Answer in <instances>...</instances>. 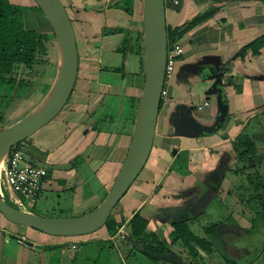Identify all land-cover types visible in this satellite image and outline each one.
I'll list each match as a JSON object with an SVG mask.
<instances>
[{
  "label": "crops",
  "instance_id": "crops-1",
  "mask_svg": "<svg viewBox=\"0 0 264 264\" xmlns=\"http://www.w3.org/2000/svg\"><path fill=\"white\" fill-rule=\"evenodd\" d=\"M61 1L70 12L73 9H83L81 15L85 16L86 21L82 22L77 20L76 17L75 19L78 21V24L80 21V24L86 28V40H88L90 36L93 38L95 36V40L106 38L111 49H114L119 43L120 39L116 41L119 34L103 37L97 32V30L102 31L106 24L110 27H115L119 23L118 21H120V19L118 14L122 10L115 8V3L117 1L78 0L80 2L79 5L74 0ZM196 1L201 0H184L182 3L179 1L181 4L179 12L176 10L178 8L175 7L172 9L166 8L167 25L171 27L181 25L184 20H188L197 13L202 6H198L199 4H196ZM16 3L29 6L33 5L31 0H22V2ZM141 3L140 0H133L134 15H136V11L141 8ZM210 6L218 7V12L203 24L188 32L185 37L181 39L184 54L175 67V75L171 78L168 86V96L163 100L159 110L152 147L153 153L151 151L152 156L148 159L149 164L143 168L138 178L127 191V195L122 202L124 205L121 204L122 207L118 205V212L115 217L120 221L121 217L124 216L125 222L122 223L121 226L123 228L132 214L140 211V213L148 219V228L152 231H162V235H166L167 237L165 238L167 240L172 230L171 222L178 220L189 221L192 217L188 215L181 219V217L176 214L175 208L180 206L179 204L181 201L182 203L185 201L184 198L177 194L182 191L187 192L192 185L204 179L205 176L209 178L211 173L216 171L215 168L208 170L209 167L205 166L207 159H212V156L218 159L221 153L225 155L224 164L221 165L222 167L214 175H211L212 178H215L213 180H217L218 187L222 188L223 181L227 176L225 171L228 169L233 171L232 167L226 166L227 154L231 150H236V152L238 150L240 151V146L231 149L233 142H236L238 135L243 133V130H245L247 124H249L251 120L259 118L258 125H255L252 131L249 130L248 132L251 138L257 137V130L261 131L264 129V117L261 118L264 115V44L254 54L253 51L247 49L242 57L238 56L244 46L264 34V5H261L258 1L250 0H221L218 3H210ZM187 11L189 13H185ZM27 12L29 11H26V13ZM26 13H24V18ZM169 14L172 19L171 21L169 20ZM73 24L78 35L76 23L73 22ZM133 30H135V27H130V31L127 32L131 35H135L138 30L137 32H133ZM88 35L89 37H86ZM94 46L97 47L95 52L98 50L100 51V44H98V42H95ZM185 65H198V72H201L204 68L207 70L209 69V75L206 74L202 80L198 77L191 79V81H195L196 85L189 87L188 73H191L193 68L184 69ZM98 84L100 85L102 82ZM98 84H94V88L99 89L98 92L92 94L94 91H91L89 94H84V97H75L74 101H72L74 102V106L78 103L77 105H79V107H88L89 112L95 107L92 113L94 114L97 112V107L99 104H102V102L97 100L94 101V98L97 97L95 94H99L102 89V86L100 85L98 87ZM82 88L81 86V89ZM215 88L218 89V92H215ZM210 96H214L215 104L211 103ZM217 96H220L219 101V97ZM205 101L208 102V105L198 110L196 107L203 104ZM220 106L224 107L226 111L222 120H219L218 123L220 124L226 119L227 121H225L223 129L227 128V130L215 138L210 135L198 138L196 141H199L200 144L187 145V139L194 140L193 138L200 136V132L197 136H190L184 131H179V128L184 123H186L184 126L188 128L189 122L191 126L193 122L197 125L198 118L200 122L198 125L204 127L203 124L205 122L216 117L219 113ZM71 111L72 110H67L64 113L62 111L59 116L61 114L65 115V113L67 114L68 112L71 113ZM78 113L83 115L82 112ZM87 118V116L84 117L79 125H82ZM55 119L46 125L48 129L45 130L44 128H46V126H44L43 130L40 128L35 132L27 143L29 147L27 153L28 162L43 165L47 169V177L43 182V188L39 196L44 193V190L53 189L51 185L54 186L55 183L63 185L68 184L75 189L78 188L79 185L87 187L89 184V191H86L85 194L76 192L75 195L76 201H84L85 198L92 196V191L94 190L92 186L94 185L92 184L91 186L89 181L85 184L86 182L83 181L84 178L79 177L78 173H81V171L85 169L89 171L87 173H89V177H91L93 172L98 178L96 185L99 184V182L101 186L109 184L108 182H112L116 174L114 170H116L115 172L118 171L125 156L130 141V129H126L125 132L121 134L120 143L118 145L107 147L106 143L98 142L93 139L97 131L94 132V135H91V133L88 135L87 131H84L85 134L81 135L82 133L78 130H71L65 138L63 135V128H60ZM60 124L63 125L61 122ZM90 128L89 125V129ZM170 128H172L173 131H170ZM94 129L95 128L92 127V130ZM220 145L223 146L224 149L215 150V148ZM153 148H155L156 151L155 149L153 150ZM174 149L177 150V153L169 156L170 152ZM184 152H187L188 158H191L189 159L191 161L188 162V167L191 169V166L196 164L195 162L198 160L197 169L201 171L202 174V178L199 180L193 179L194 181L192 184L185 180V175L181 174L178 168L173 169L175 161L178 158L181 160ZM109 154L114 157H111ZM205 157H207V159ZM76 158L83 161L78 162ZM109 160L112 161L107 163ZM71 162L80 163L79 165L81 166H74L70 164ZM67 165L68 168H66ZM72 181H75V183L72 184ZM3 188L4 191H7L4 186ZM79 190L81 191V187L78 188V191ZM49 208L52 209L53 207L50 206L48 209ZM128 212L129 214L126 215ZM0 216L2 215L0 214ZM2 219L4 221L0 219V228H2L6 234L15 233V235H12L15 238L24 236V244L28 247H30V243L33 244V247L35 245L37 247H47L63 242V240L57 239L55 236L52 237L51 235L50 238L45 241L33 235V238L29 240L23 229H16L17 227L13 229L11 228L12 225L8 227L7 224L9 223L5 221L6 219L3 216ZM105 230L104 227L97 230L99 233L96 239L104 242L101 247H110L111 252H117L118 255L125 260L127 258L125 256L126 252L124 251V247H122L124 242L117 246L115 244L117 235H114L115 237L113 239L111 238L112 236H108V234L104 235ZM5 238L6 237H4V239ZM82 239L87 240L90 238L86 235V237H82ZM1 240L2 237H0V242ZM27 240L30 241V243H28ZM75 240L76 239H74V241ZM68 243L71 245L70 241H68ZM20 244H14L16 245V253L22 251V246H20ZM12 245L13 243L8 236L3 244L2 251H0L2 255L0 264H21V254H16L15 256V254L12 253L14 249ZM46 250L47 252H51L48 248ZM68 251L69 250H62L60 264H64V257L67 254L69 256ZM44 254L46 258V253L44 252Z\"/></svg>",
  "mask_w": 264,
  "mask_h": 264
},
{
  "label": "rangeland",
  "instance_id": "rangeland-1",
  "mask_svg": "<svg viewBox=\"0 0 264 264\" xmlns=\"http://www.w3.org/2000/svg\"><path fill=\"white\" fill-rule=\"evenodd\" d=\"M13 1L15 3L22 2V0H13ZM74 1L78 5L80 4L78 0H74ZM116 1L118 2L120 0H115V2ZM179 1L182 3V1L184 0H179ZM180 2L177 3L178 6L181 5ZM218 2L219 0L196 1V4H199L198 6H202V8L200 7L201 9L198 10V12H204L210 8V3H218ZM173 3H175L173 0H165L166 8L167 9L174 8ZM261 5H264V3L261 2ZM142 7L143 4L141 3V9ZM67 11L68 14L71 15V17L73 18L76 17L77 20H80L82 22L86 21L85 16L81 15L83 9H73L71 12L67 9ZM185 13H189V12L187 11ZM118 15L120 21H118L119 23L117 24V26L110 27L109 25L106 24L103 27L102 31L97 30L98 34L105 37L110 34L109 32L106 33L107 30H111V28L119 29V31L121 32L119 33V37H117L116 39V41H118L122 37L127 38L126 33L127 31H130V27H135V30H133V32L135 31L137 32V30L139 31L140 29H142V17L139 14V10L136 11V15L133 14L132 16L129 15L127 12H125V10L120 11ZM24 20L31 29L35 28L39 33L45 35L46 52L44 54L38 55L36 63L33 65L31 70L28 69L24 70L23 65L20 64L19 69H17V72H15L16 76L14 77L17 79V85L21 79H23L24 82L22 85L19 86L18 90L14 89V91H12L11 87L7 86L5 87V91L4 89H2L3 90L2 92L0 91V116H2L3 121H5V123L1 124L3 125V127L5 126L4 124L14 123L15 121L24 117L41 101L42 97L49 89V86L52 84L57 71L56 41L50 23L47 21L45 16L41 12H39L38 9L29 10V12L25 14ZM77 20H75L76 23L75 25L78 32L79 51L81 53L80 56H82L80 62V74H79L80 86L76 88V91L72 96L71 102H68L62 109L63 113L67 110L68 111L72 110L71 113L68 112L67 114L65 113V115L61 114L57 119H55V121L56 123H58L60 128L61 127L63 128L64 130L63 135L65 138L71 130L73 131L78 130L79 132L82 133L81 135L85 134L84 131L85 132L87 131L88 135L89 133H91V135H94V132L97 131L93 139L98 142L100 141L106 143L107 147L110 146L113 147L114 145H118L120 143V139H121L120 136L123 132H125L126 129L127 130L130 129V133L132 131L133 120H134L133 116L134 114H136V103H138L137 101L141 94L142 85H143V75L141 73V65H140L141 54L133 53V51L130 52L128 46L124 49L121 48V50L120 49L114 50L113 48L111 49L110 44L106 41V38L104 39L101 38V40L99 39L95 40V36L93 38L91 36L89 37L88 35L86 37H89V39L86 40L85 38V34H86L85 32H87L86 28L80 24V21L78 24ZM169 20L170 21L172 20L170 14H169ZM134 36H132V38L129 37L128 39L131 44H134V40H135ZM139 39L140 41L142 39L141 42L143 44L142 36H140ZM95 42H98V44H100V51L98 50V52H95L97 49V47L94 46ZM119 47L120 46H118V48ZM119 70L121 72H119ZM208 71L209 69L207 70L204 68L201 70V72L195 73L192 71L191 73H188L189 87H193L194 85H196L195 81H191V79L198 77L199 79L202 80L204 76H206V74L209 75ZM123 75L124 78H122ZM174 75H175V71L173 76ZM99 82L102 83L104 82L108 84L107 87L102 88L100 90L99 93L101 95H105L107 93L108 94L112 93V94H109L107 95V97L104 98L103 103L99 104V106L97 107L96 110L97 112H95L94 114L92 113V110H94L95 107L89 112L88 107L85 106L79 107V105H77L78 103H76L74 106V102L72 101H74L75 97L77 96L84 97V94L87 93L89 94L91 91H94L92 92V94L98 92L99 89L94 88V84L95 83L98 84ZM32 84H35V86L32 87ZM17 85L15 86V88H18ZM81 86L83 87L82 89ZM99 86L100 85L98 84V87ZM3 93H5V95H3ZM210 100L212 104H215L214 96H210ZM78 112H82L83 115L79 114ZM86 116L88 117L86 119L87 122L85 121L82 125H79ZM263 117L264 115L261 118ZM198 119H197V124H200ZM220 119H221V115L218 113L216 117L212 118L210 121L205 122L204 124L201 123L204 125L202 133H200L199 137L193 138L194 140L187 139L188 140L186 141L187 145L200 144V142L196 140L206 135L214 136L213 138L220 136L225 130H227V128L223 129V125L227 120L225 119V121L219 124L217 122ZM53 120H51L49 123H51ZM60 122L63 123V125H61ZM258 122H259V118H256L255 120H251L250 123L247 124L245 130H243V134L245 135L246 133L249 132V130L252 131L254 126L258 125L257 124ZM89 125L91 127L90 129H89ZM47 127L48 126L44 128L43 126L41 129L43 130L44 128L46 130L48 129ZM92 127H94L95 129L92 130ZM170 131H173V129L170 128ZM257 131H258L257 137L251 138V141L254 142L255 147L257 148V153L259 155L258 157L260 158L261 165L264 167V129H262L261 131L259 130ZM28 141L29 138L25 139L22 142L27 145ZM243 141H245V138H243L242 142L236 140V142H238V146H240V151L238 150L236 152V150H231L227 154L226 166L232 167L233 171L237 169V171H235V173L231 171V169L225 171L227 176L223 181V184L221 186L222 188H219L217 193L211 194V192L209 191V194L207 192V196L203 194L202 196L203 202L200 204L201 207L203 208L202 210L203 212L194 214L185 211V213H188L189 215L192 216L188 222L193 232H195L198 235H204L205 229L209 225L215 223L219 225L216 231L217 236L215 238L214 252L211 255L205 254L204 256L205 252L200 251L203 254V258L198 259L200 264H227L226 258L232 259V257L235 259V264H242L244 253L243 250L241 249L245 248V246H248L250 244L252 245L251 249L248 250V248L246 247L248 251L244 250L247 251L245 254L249 253L246 258L249 259L259 256L257 260H255L253 263L250 264H264V226L258 224L259 223L258 219L254 222V224L251 222V219L256 216L255 214L256 209L254 208V206L245 204L240 199V198L246 199L247 197H252L254 195L264 193V190L256 188V185L259 182V180L256 179V176L253 177L252 183H250L246 179V175L250 172H253L254 167L250 168V166L248 167V164H242L238 159L239 152H241L244 149L242 148L244 146ZM238 146L235 147L237 148ZM154 149L155 148H153V150ZM216 149H224V147L220 145L219 147H216L215 150ZM231 149H234V147L232 146ZM152 153L150 157L152 156ZM172 155L173 153L171 151L169 156ZM111 157L114 156L112 155ZM205 158L207 159V157ZM189 159L191 158H188L187 152H184L182 155V159L180 160L178 158L175 161L173 169L178 168L181 174L186 175L184 176L186 177L185 180L190 182V184H192L194 181L193 179L199 180L200 178H202V174L201 171L197 169L198 160H196L195 162L196 164L193 163L194 165H192L190 169L188 167V162H190L191 160ZM224 159H225V155L223 153L219 155L218 159H215L213 156L212 159L209 158L207 159V161L205 162V166L209 167L208 170H212V168H215L216 170L213 171L211 175H214L222 167L221 165L224 164ZM76 161L82 162L83 160L80 161L79 158H76ZM110 161L112 160L107 161V163ZM184 162H186L185 165ZM70 164H73L74 166L77 165L78 167L81 166L79 165L80 163L77 162L75 163L71 162ZM148 164L149 163L147 161L145 166H147ZM261 165L260 168H262ZM244 166L246 168H242ZM66 168H68V165L66 166ZM238 168L239 169L242 168L243 170H238ZM115 171L116 170H114V173H116ZM87 172L89 171L84 169L81 171V173L78 174L79 177L84 178L83 181L86 182L85 184H87V182L89 181L91 186L92 184L94 185L92 186L94 190L92 191L91 197L85 198L84 201H76L75 199L76 192L85 194L86 191H89V184L87 187H84V185L81 186L79 185V187H81V191L80 190L78 191L79 187L75 189L68 184L63 185V184L55 183L54 186L51 185L53 189H48L49 191L44 190V193L41 196L33 200L35 206L33 209H31V212L46 217H75V216L83 215L93 210L96 206L100 204V202L104 198L111 182H108L109 184L103 186H101L100 182L99 184L96 185V182L98 181L96 174H93L92 172L91 177H89V173ZM204 179H208L207 176H205ZM204 179L199 180L195 185L191 186V188L193 187L192 192H189L187 196L184 195V197H182L185 199L183 204L194 199L197 196V194L200 191H202L200 189L201 187H199L200 186L199 182H203ZM74 183L75 181H72V184ZM213 183H214V188L217 187L216 186L217 180H213ZM126 195L127 193L122 197L118 205L121 206V204H123L122 202ZM177 195L180 196L179 193ZM23 201L24 203H27V200L23 199ZM181 204L182 203H180L179 205ZM118 205L113 211L114 215L117 214L119 207ZM50 206H52L53 208L48 209V207ZM127 214H129V212L126 213V215ZM0 219L4 221L2 219V216H0ZM7 222L9 223L7 224L8 227L12 225L11 228L13 229H15L16 227H17L16 229L19 228L23 229L24 233L26 234V237L29 240L32 239L33 236H37L39 239L43 241L50 238V235L48 236V234L40 232L31 227L18 225L14 223L12 224L9 221ZM242 231L246 232V234L243 235ZM160 232L161 234H163L162 231ZM160 232L157 233L160 234ZM234 232L237 233V235L238 233L241 234V236L238 239H236L234 242L227 244L228 239L230 240L233 237L235 238L237 237ZM251 232H253V234L255 233L256 235L253 236ZM98 233L99 231L87 234L88 238H90L87 240L82 239V237H86V235L73 236V237H57V239L63 240V242L61 244H56L55 247H53L54 245H50L53 247L51 249L49 248L52 251L47 252L46 250L47 247H41V246L37 247L35 245L34 247L36 248H34L33 244L32 246L30 245V247H28L24 243L20 244L17 241L18 237H16L17 238L16 239L14 236H12L15 235V233L6 234L4 230L0 228V237H2V240L0 242V251H2L3 244L6 238H8L9 236L10 240L13 243L12 246L14 248L12 253L15 254V256L16 254L17 255L21 254L20 256L21 264H51V263L53 264L54 263L53 257L57 259V256H58V260H56V262H58L57 264H60V256L62 254V250H69L68 251L69 256L67 254L64 257L65 258L63 261L64 264H152L153 263L151 257L139 252L135 255L134 254L129 255L125 260L122 259L117 252H111L110 247L108 246L101 247V245L104 244V242L96 239ZM105 234H107L106 230L104 231V235ZM116 234L117 236H116L115 244L118 246V244H122L124 242V239L127 236L126 227L125 226L124 228L119 227ZM4 237L6 238L4 239ZM163 237H167V236L164 235ZM74 239L79 240L78 247L76 249L71 247V245L68 243V241H72ZM167 242H169V238L167 239ZM28 243H30V241H28ZM129 243L130 244L125 243L122 246L124 247V251L127 254L129 249L131 248V242ZM14 244L16 245L20 244V246H22V251L20 253L19 252L16 253L15 250L16 245ZM170 247H171L170 248L171 251L169 254L173 252L176 255L179 254L180 256L185 257V255L182 252V247L176 244H170ZM44 252L46 253V258L44 256L45 255ZM1 257L2 255L0 253V259ZM170 257L171 255L168 256V258ZM182 259H186V258H182ZM188 260L189 259L187 258V261ZM179 262L180 264H182L181 261ZM162 263L173 264V263H169V261L157 262L155 264H162ZM188 264H194V262Z\"/></svg>",
  "mask_w": 264,
  "mask_h": 264
},
{
  "label": "water",
  "instance_id": "water-1",
  "mask_svg": "<svg viewBox=\"0 0 264 264\" xmlns=\"http://www.w3.org/2000/svg\"><path fill=\"white\" fill-rule=\"evenodd\" d=\"M32 1L52 27L57 48V71L41 101L24 117L0 128V159L3 158V162L13 146L32 136L61 112L70 100L78 74L76 38L64 4L61 0ZM142 4L143 85L125 156L106 195L98 206L83 215L46 217L15 205L11 201L10 190L6 189L3 194L0 189V214L10 223L28 226L55 237L96 232L104 227L113 208L145 167L154 143L161 93L165 85L168 35L165 0H143ZM189 68H193L194 72L199 70L198 65L184 66V69ZM215 92H218L217 88ZM217 97L219 101L220 96ZM225 111L224 107H219L220 120ZM185 124L179 131L190 136H197L203 131V127L195 122L192 126L189 122L188 128ZM172 153L175 155L177 150L174 149Z\"/></svg>",
  "mask_w": 264,
  "mask_h": 264
},
{
  "label": "trees",
  "instance_id": "trees-1",
  "mask_svg": "<svg viewBox=\"0 0 264 264\" xmlns=\"http://www.w3.org/2000/svg\"><path fill=\"white\" fill-rule=\"evenodd\" d=\"M143 2V0H140ZM175 1V0H173ZM177 1V0H176ZM179 1V0H178ZM202 1V0H201ZM205 1V0H203ZM250 1H258L263 2L264 0H250ZM33 5H24V4H17L13 0H0V90L4 89L7 86H10L13 90L19 89V86L23 84L24 80L21 79L17 85V79L14 77L16 76L17 69H19L20 64H23V69L31 70L33 65L36 63L37 57L39 54H44L46 52V45H45V35L39 33L35 28L31 29L24 20V13L29 10L40 9L35 5V3L31 0ZM173 6L178 12L180 11V6L176 3H173ZM66 8V7H65ZM115 8L125 10L129 15H133L134 13V4L133 0H120L115 3ZM201 9V8H200ZM218 7L210 6V8L204 12H197L193 16H191L188 20H184L181 25L171 27L167 25V35H168V48H170L175 43L181 44V39L185 37V35L196 28L197 26L203 24L208 19L212 18L217 12ZM67 11V9H66ZM68 13V11H67ZM139 14L142 17V9H139ZM69 15V14H68ZM71 20V17L69 15ZM109 32L110 34H117L120 33L119 29L111 28V30H107L106 33ZM137 38L135 39L134 44L129 43L128 37L123 39L121 44V48L129 47V51H133V53H140V65H141V73L143 75V44L142 39L140 41L139 37L142 36V30L137 32ZM264 44V34L257 37L255 40L250 42L248 45L244 46L242 51L238 54L239 57H242L247 49L253 51V54L258 51V49ZM123 45V46H122ZM121 48H118L121 50ZM78 52V73L80 72V62L82 56ZM18 88H15V86ZM33 87L35 84L32 85ZM80 86V79L77 77L75 86L73 89V94L76 91V88ZM2 92V91H1ZM5 95V93H3ZM72 100V99H71ZM68 101V102H71ZM67 102V103H68ZM138 102V101H137ZM163 100L160 102V107L162 106ZM137 108V103H136ZM135 114L133 116V119ZM5 123L3 121V117L0 116V125ZM5 125V124H4ZM3 125L0 126L2 128ZM31 137V136H30ZM29 137V138H30ZM243 141L244 148L241 152H239L238 159L242 164H248V167H254L253 172H250L246 175V179L252 183L253 177L256 176V179L259 182L256 185L257 189L264 190V170L263 166L261 165L260 158L258 157L257 148L255 147L254 142L251 141V136L249 134L240 133L237 137V140L242 142ZM235 146H238V142H235ZM260 165L262 168H260ZM242 168H246L245 166ZM242 168H238V170H243ZM260 168V170H259ZM237 171V169L235 170ZM235 171H233L235 173ZM185 175V174H184ZM138 178V177H137ZM110 187V185H109ZM109 189V188H108ZM108 191V190H107ZM107 193V192H106ZM106 195V194H105ZM242 202L245 204H249L254 206L256 209V216L251 219V222H254L258 219L259 223L264 226V193L254 195L252 197L240 198ZM118 205V204H117ZM117 205L113 208L110 216L108 217L104 228L107 231L108 236H114L119 227L122 223L125 222L124 216L121 217L120 221H118L114 215V210ZM34 206L30 208L33 209ZM259 210V211H258ZM118 212V211H117ZM230 221V220H229ZM228 221V222H229ZM127 230V236L124 239L123 244H130L131 248L126 253V257L132 254L142 253L148 255L152 258L153 263L157 262H167L173 264H200L198 259L203 258V254L200 251H204L205 254L211 255L214 252V244L215 238L217 236L216 231L219 227L218 224H212L206 227L204 235H198L190 228L188 221H173L171 222L172 230L170 231L168 238L169 242H167L166 238L157 233V231H152L148 228V219L144 217L140 211L135 212L132 214L131 218L126 221V225H124ZM235 233V232H234ZM242 234L245 235L246 232L242 231ZM253 234V232H251ZM237 236L236 238L233 237L232 239L227 240V244L234 242L238 239L241 234L235 233ZM256 234L254 233L253 236ZM225 241V240H224ZM122 244V245H123ZM170 244H176L182 247V252L185 257L180 256L179 254H174L173 252L170 253ZM58 246V245H57ZM251 244L242 248L243 250V262L242 264H250L253 263L255 260L258 259L259 256L249 258L246 257L248 254H245L248 250L251 249ZM55 247V245L53 246ZM52 246H47V248L51 249ZM248 248V250L246 249ZM247 250V251H244ZM52 251V250H51ZM168 259V256H170ZM53 257V256H52ZM54 263L57 264L55 257ZM186 258V259H182ZM187 258L189 259L187 261ZM234 258H226L227 264H235ZM247 261V262H245ZM187 262V263H186ZM240 262V261H239ZM53 263V264H54ZM241 263V262H240ZM52 264V263H51ZM163 264V263H162Z\"/></svg>",
  "mask_w": 264,
  "mask_h": 264
},
{
  "label": "built area",
  "instance_id": "built-area-1",
  "mask_svg": "<svg viewBox=\"0 0 264 264\" xmlns=\"http://www.w3.org/2000/svg\"><path fill=\"white\" fill-rule=\"evenodd\" d=\"M174 2L176 3L177 1ZM183 54V46L180 43H175L168 48L165 85L161 93L162 100H164L168 94L170 80ZM206 105H208V102L205 101L196 108L201 110L203 106ZM28 151L29 147L23 142L16 144L10 149V152L2 164L0 172V189L3 194H5L3 186L9 189L11 201L15 205L29 210L34 206L33 200L37 198L42 191L43 182L47 177V169L43 165L28 162ZM22 198L27 200V203H24ZM17 241L19 243H25V237L19 236ZM70 243L72 247L76 249L79 240H72Z\"/></svg>",
  "mask_w": 264,
  "mask_h": 264
},
{
  "label": "flooded vegetation",
  "instance_id": "flooded-vegetation-1",
  "mask_svg": "<svg viewBox=\"0 0 264 264\" xmlns=\"http://www.w3.org/2000/svg\"><path fill=\"white\" fill-rule=\"evenodd\" d=\"M221 0H219V2H220ZM66 9V8H65ZM70 15V14H69ZM70 17H71V15H70ZM75 18H73V17H71V22H72V26H73V30H74V34H75V38H76V45H77V52H79V43H78V35H77V33H76V30H75V28H74V24H73V22H75ZM117 34H119V33H117ZM137 34V33H136ZM135 34V36L134 35H131V34H129L128 32L126 33V36L128 37V39H129V37H131L132 38V36H134L135 37V39L138 37L137 35ZM109 35H113V33L112 34H109ZM137 36V37H136ZM123 37L120 39V41H119V43L115 46V48H114V50H116V49H118V46H120L119 48H121V44H122V42H123ZM129 41V40H128ZM134 42H135V40H134ZM129 43H130V41H129ZM98 52V51H97ZM80 55V54H79ZM23 65V64H22ZM120 69V68H119ZM119 72H121L120 70H119ZM79 74H80V72L77 74V77L79 78ZM122 78H124V75H123V77ZM33 85V84H32ZM101 86H102V88H105V87H107L108 86V84H106V83H102V84H100ZM106 85V86H105ZM33 87V86H32ZM116 87V86H115ZM12 89V88H11ZM18 90V89H17ZM0 91H3L2 89L0 90ZM4 91H5V88H4ZM12 91H14L13 89H12ZM14 93V92H13ZM72 94H73V92H72ZM71 94V97H70V100H71V98H72V95ZM109 94H112V93H109ZM108 93L107 94H105V95H101L100 93L98 94H95L97 97L96 98H94V101L95 100H97V101H99V102H102L103 103V100H104V98L105 97H107V95H109ZM120 94V93H119ZM69 100V101H70ZM63 110H61V112H62ZM60 112V113H61ZM59 113V114H60ZM59 114L57 115V116H59ZM56 116V117H57ZM55 117V118H56ZM54 118V119H55ZM235 142H233V147L234 148H236L235 147ZM184 164H186V162H184ZM186 176V175H185ZM213 179H215V178H212V176L210 175L209 176V178L208 179H204V181L203 182H199V184H200V186L199 187H201L200 189L202 190V191H200L198 194H197V196L194 198V199H192V200H190V201H188L187 203H185V204H183L182 203V201H181V205L180 206H178V207H176L175 208V211L177 212L176 214L177 215H179L180 217H181V219H183V218H185L186 216H188L189 214L188 213H185V211H188V212H191V213H194V214H198V213H200V212H203L202 210H203V208L201 207V203L203 202V200H202V196H203V194H205L206 196H207V192H208V194H209V191L211 192V194H214V193H217L218 192V190H219V187H218V185H216L217 187H215L214 188V183H213ZM203 180V179H202ZM214 188V189H213ZM192 190H193V187L192 188H189V190L187 191V192H184V191H182V192H180L179 194H180V196L181 197H183L184 195H188L189 194V192H192ZM179 196V195H178ZM201 198V199H200ZM199 206V207H198ZM178 221H181V220H178Z\"/></svg>",
  "mask_w": 264,
  "mask_h": 264
},
{
  "label": "bare ground",
  "instance_id": "bare-ground-1",
  "mask_svg": "<svg viewBox=\"0 0 264 264\" xmlns=\"http://www.w3.org/2000/svg\"><path fill=\"white\" fill-rule=\"evenodd\" d=\"M169 106H171V105H169ZM169 106H168V108H169ZM2 164H3V158L0 159V168L2 167Z\"/></svg>",
  "mask_w": 264,
  "mask_h": 264
},
{
  "label": "clouds",
  "instance_id": "clouds-1",
  "mask_svg": "<svg viewBox=\"0 0 264 264\" xmlns=\"http://www.w3.org/2000/svg\"><path fill=\"white\" fill-rule=\"evenodd\" d=\"M175 1H176V0H175ZM207 1H212V0H207ZM178 2H179V1L177 0L176 4H177ZM34 205H35V204H34ZM29 210H30V209H29ZM121 226H122V225H121ZM121 226H120V227H121ZM116 235H117V234H115V236H116ZM115 236H112L111 238L114 239Z\"/></svg>",
  "mask_w": 264,
  "mask_h": 264
}]
</instances>
